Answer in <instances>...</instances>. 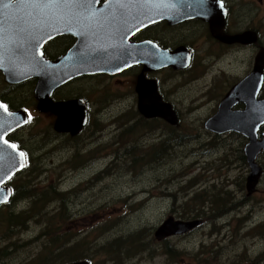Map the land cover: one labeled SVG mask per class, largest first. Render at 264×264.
Masks as SVG:
<instances>
[{"label": "flooded vegetation", "instance_id": "flooded-vegetation-1", "mask_svg": "<svg viewBox=\"0 0 264 264\" xmlns=\"http://www.w3.org/2000/svg\"><path fill=\"white\" fill-rule=\"evenodd\" d=\"M159 1L169 4L170 17L162 18L145 27L137 24L128 34L126 41L129 46L148 44L173 56L170 66L148 71L145 65L137 62L127 69L84 72L79 76L72 74L71 69L68 72L71 75L49 97V101L54 104H80L87 113V124L82 130L61 129V131L56 127L59 121L58 115L38 110V102L34 94L37 79L30 78L19 83L8 84L3 72L0 71V101L10 112H24L28 118L27 125L13 132L8 140L24 153L26 168L25 173H22H28V175H32L34 171H45L44 168L39 169L35 163L36 159L43 160L44 152L48 150L47 146H50L49 149H52V152H66L67 149L71 151L70 160L59 168L66 167L67 171L93 169V166L104 157L111 161L99 171H128L130 174H135V171L144 170L148 166H153L155 171H160V167L166 168L174 149L181 150L183 154L189 153H185L183 148L189 143L187 129L193 121L188 124L181 118V112L183 110L199 111L213 104L207 119L195 129L194 143H201L202 153L215 150L220 154L222 148L228 145L236 151L232 154H237L242 163L240 165L242 170L237 171L236 177L221 179V186L226 190H220L216 195L218 201L215 219L219 221L217 234L228 229L232 239L239 235L242 241L250 239L249 246H252L253 251L246 250L245 253H241L234 258L232 264H264V171L257 185H249V176L252 171L245 153L246 146L250 142L249 138L236 131L213 132L207 129L208 122L218 113L222 101L236 86L252 75L257 57L264 56V0ZM109 2L110 0H102L97 4L96 9L99 14L102 12L106 14L103 8ZM175 5L177 8L173 9ZM179 13L182 15L176 18ZM102 16L99 15L98 20L103 27L105 15L102 14ZM126 24L121 20L117 24L112 22L110 29L109 26L107 29H102L104 38H107L104 40L119 43L123 38ZM100 30L91 27L88 38L96 39ZM78 43L79 39L74 32L58 35L41 48L42 59L59 63L71 55ZM186 63H188L187 66ZM62 65L61 67L65 66ZM62 73L68 74L61 72L60 75ZM262 79L258 101H264V71ZM142 80L156 86L157 94L163 104L169 106L175 113L176 124L164 118H148L141 113V96L138 87ZM31 85L32 92H28ZM194 86L199 91L197 97L191 99L184 97V92ZM32 107H36L40 117L49 120L33 121ZM245 108V104L239 102L234 106L233 111L242 112ZM257 136L259 141L263 140L264 124L260 126ZM263 156L264 151L257 159L259 166ZM261 168L264 170L262 166ZM43 173L38 175L43 176ZM16 177L8 184L12 191L11 200L16 194L14 190ZM21 180L27 184L28 190L37 191V187L34 188L29 177L26 176ZM153 182L155 185L151 187V192L148 193L147 188L134 190L124 202L136 204L164 201L170 197L169 191H165L164 194L153 193L157 186H162L163 178L154 176ZM51 187L47 189L50 190ZM92 189L91 185V188H87V192ZM78 190L79 188L75 191L72 189L71 192L75 193ZM44 193L42 191L43 197ZM60 193L64 195L63 192ZM141 195L144 199L139 202L136 198ZM36 197L37 194H32L24 200ZM26 212L28 218L42 217L40 214H34V209L26 210ZM176 220L193 221L182 218ZM192 233L194 232L161 240L155 238L162 247L159 253L172 259L174 249L172 240L185 238ZM44 252L43 250L39 256L37 264H44L42 258ZM87 253L88 259L75 258L73 261L59 264L78 262L92 264L91 248ZM31 263L32 260H30Z\"/></svg>", "mask_w": 264, "mask_h": 264}, {"label": "water", "instance_id": "water-1", "mask_svg": "<svg viewBox=\"0 0 264 264\" xmlns=\"http://www.w3.org/2000/svg\"><path fill=\"white\" fill-rule=\"evenodd\" d=\"M14 1L16 2L13 3ZM100 1L102 0H79L73 3L70 0L67 4L45 7L38 4L37 0H0V71L3 72L8 84L30 78L37 79L34 94L38 110L58 115L56 127L59 130L79 131L87 124V113L80 104L64 105L49 101L53 92L71 75L68 73L69 70L72 69V74L79 76L84 72L127 69L137 62L145 65L148 71L159 70L172 63L173 56L161 52L154 46L148 44L129 46L126 41L128 34L137 24L145 27L162 18L168 19L171 12L169 4L159 0H110L103 8L106 14L104 12L99 14L96 8ZM174 8H177V5ZM180 13L176 18L182 15ZM102 14L105 15L103 27L98 20ZM121 20L127 24L124 30L122 29L123 38L120 44L104 40L107 38H104L102 29H107L108 26L110 29L112 22L117 24ZM91 27L101 29L93 40L88 38ZM69 32H74L79 39L78 46L71 55L59 63L44 61L40 53L44 44L58 35ZM62 64L65 66L61 67ZM263 71L264 56L259 55L252 75L226 96L218 113L207 124L210 131H236L249 138L245 153L252 171L248 184L252 186L259 183L263 171L257 163L258 157L264 151V138L259 141L257 136L260 126L264 124V101L257 99ZM61 72L68 74L60 75ZM138 91L141 96L140 110L144 116L164 118L176 124L175 113L169 106L163 104L153 83L142 80ZM239 102H243L246 108L242 112H234L233 108ZM27 123L28 118L24 112L12 113L0 101V208L11 200L12 191L8 184L26 168L24 153L8 138ZM201 224L200 220L181 221L169 217L156 230L155 238L161 240L186 235L195 231Z\"/></svg>", "mask_w": 264, "mask_h": 264}, {"label": "rangeland", "instance_id": "rangeland-1", "mask_svg": "<svg viewBox=\"0 0 264 264\" xmlns=\"http://www.w3.org/2000/svg\"><path fill=\"white\" fill-rule=\"evenodd\" d=\"M198 93L194 86L184 92V97L195 98ZM212 107L213 104L199 111L183 110L181 112V118L184 121L188 124L193 121L187 129L189 143L183 148L185 153H189L183 154L181 150L174 149L172 158L165 166L173 171H168L164 167H160V171H155L153 166L135 171V174H130L128 171H99L111 161L106 157L94 165L93 169L67 171L66 167L59 168L70 160L71 151L67 149L66 152H52V149H49L50 146H47L48 150L44 152L43 160L36 159L35 163L39 169L44 168L45 171H39V173L44 172L43 176L36 175L34 172L28 175L24 172L18 174L15 180L19 182L26 176L29 177L34 188L37 187V191L33 192L37 195L41 194L40 191L46 193L50 186L64 193V195L61 194L60 199L63 198L66 201L65 208L62 209L60 202L51 203L47 207L49 213L46 218L55 217L51 224L50 237H62L63 241L86 240L91 244L96 242L101 245L116 238H126L140 232L143 241L150 243L149 250L141 249L127 256L122 255L119 259L113 253H110V256L97 254L93 257L92 264H232L234 258L241 253H245L246 250L253 251L252 246H249L251 241L249 238V242L246 239L242 241L240 235L232 239L228 229L217 234L219 221L215 219L216 205L213 200L220 190H226L221 186V179L236 177L237 171L242 170L240 166L242 163L237 154H232L236 151L228 145L222 148L220 154L215 150L202 153L201 143H194L193 139L196 127L207 119ZM31 112L33 121L49 120L40 117L36 107H32ZM38 130H41V124ZM240 146L239 144V148ZM260 163L264 168V156ZM154 176L163 178V182L162 186H157L153 193L156 195L169 191L170 197L164 201L136 204L124 202L134 190L147 188L148 193L151 192V187L155 185ZM38 177L40 179H37ZM91 185L93 189L87 192V188H91ZM77 188H79L77 192H71L72 189L75 191ZM200 193L199 201L190 202ZM143 199V195L136 198L139 202ZM30 201L28 199L27 202L21 203L16 212L32 211L33 206ZM201 208L203 212L201 211L200 220L203 226L185 238L172 240V246L180 252L178 258L169 259L166 255L160 254L159 249L162 247L154 238L155 229L171 216L179 219L181 212L188 213L191 209ZM2 209L0 230L4 222L3 216L7 212L6 208ZM185 215L190 217L188 214ZM42 217L17 231L8 240H2L0 236V248L12 242L22 245V248L15 249L13 260H8V264H30V260H32L31 264H37L39 256L45 250L41 244L45 238L42 239L40 234L48 227ZM88 249L90 251V248ZM45 252L51 253L50 250Z\"/></svg>", "mask_w": 264, "mask_h": 264}, {"label": "trees", "instance_id": "trees-1", "mask_svg": "<svg viewBox=\"0 0 264 264\" xmlns=\"http://www.w3.org/2000/svg\"><path fill=\"white\" fill-rule=\"evenodd\" d=\"M32 85L28 89V92H32ZM37 175L39 174V171H34ZM18 181V180H17ZM15 182V196L12 198L10 204L5 205L2 208H6L7 212L3 216L4 222H2V228L0 230V236L2 240H8L10 237H13L15 233L21 229H24L28 226L29 223L33 221V219H41V217L37 218H28L26 210H22L19 213L16 212V209H19V206L23 202H27L26 199L29 195L34 194L33 191L27 189V184L20 180L19 182ZM40 195H37L35 199H30L31 204L33 205V209L35 211L34 214H40L42 215V220L48 224L47 229L42 230L40 237L44 239L42 241V247L43 249L47 251H51L50 254H47L48 252H45V254L42 256L44 264H59L73 261L75 258L78 260H85L89 258L88 255V248H92V254L93 257L97 254H108L110 256V253H113L117 256V259L120 258L122 255H129L136 253L138 250H149L150 243H146L142 239V233L137 232L135 234H131L126 238H116L112 241H108L104 244L98 245L96 242L90 243L89 241L84 240L83 242L74 240L70 241L69 239L62 240L61 238L50 237L51 235V224L53 219L55 217L46 218L49 211L47 210V207L51 203H57L60 202L62 204V209L65 208L66 201L61 198V193L58 192L55 188L51 187L50 190H48L46 193H44V197L42 194V191L40 192ZM200 194H197L190 202H196L200 199L198 196ZM63 196V195H62ZM218 198L214 197V204L217 205ZM0 208V216L3 214V209ZM192 208V207H191ZM59 211V210H58ZM203 209H191L186 212H181L179 214V218H182L184 220H199ZM185 214H188L190 217L186 216ZM41 239V240H42ZM143 241V242H142ZM71 243V245H70ZM27 244V243H26ZM22 248V245L12 242L10 244L4 245L2 248H0V264H8V260H13L12 256L14 255L16 248ZM118 249V250H117ZM44 250V251H45ZM82 252L84 254L82 255ZM179 253L175 248L172 252V258H178Z\"/></svg>", "mask_w": 264, "mask_h": 264}, {"label": "snow or ice", "instance_id": "snow-or-ice-1", "mask_svg": "<svg viewBox=\"0 0 264 264\" xmlns=\"http://www.w3.org/2000/svg\"><path fill=\"white\" fill-rule=\"evenodd\" d=\"M70 0H37L38 4H41L45 7L56 5L59 6L60 4H67ZM71 2H79V0H71Z\"/></svg>", "mask_w": 264, "mask_h": 264}, {"label": "bare ground", "instance_id": "bare-ground-1", "mask_svg": "<svg viewBox=\"0 0 264 264\" xmlns=\"http://www.w3.org/2000/svg\"><path fill=\"white\" fill-rule=\"evenodd\" d=\"M137 135V134H136ZM212 218V217H211Z\"/></svg>", "mask_w": 264, "mask_h": 264}]
</instances>
